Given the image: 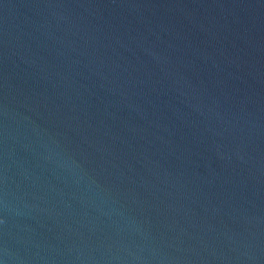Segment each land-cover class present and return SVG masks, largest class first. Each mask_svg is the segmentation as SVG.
Wrapping results in <instances>:
<instances>
[{
	"label": "water",
	"instance_id": "95a60500",
	"mask_svg": "<svg viewBox=\"0 0 264 264\" xmlns=\"http://www.w3.org/2000/svg\"><path fill=\"white\" fill-rule=\"evenodd\" d=\"M0 264H264V0H0Z\"/></svg>",
	"mask_w": 264,
	"mask_h": 264
}]
</instances>
